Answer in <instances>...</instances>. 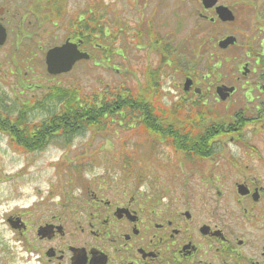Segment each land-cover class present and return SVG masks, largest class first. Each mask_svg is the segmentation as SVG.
Here are the masks:
<instances>
[{"label":"flooded vegetation","instance_id":"obj_1","mask_svg":"<svg viewBox=\"0 0 264 264\" xmlns=\"http://www.w3.org/2000/svg\"><path fill=\"white\" fill-rule=\"evenodd\" d=\"M147 1L140 5L135 0L134 5L123 0L122 4L133 10L138 25L164 22L166 16L158 13L153 19L152 12L143 20ZM225 1L240 4L242 0H219ZM244 2L264 9V0ZM50 6V0H0V24L8 39L15 36L17 50L42 37L54 40L53 46L61 39L74 42L75 17L68 13L60 20L53 14L49 19ZM84 6L86 15L78 22L85 21L86 44L80 48L90 51V2ZM154 7L156 13L159 8ZM152 55L157 64L139 69L147 71L154 87L143 89L147 97H135L132 90L133 97L117 108L129 103L137 124L156 121V131L148 132L151 135L181 137L180 150L167 148L176 159L169 164L172 176L156 179L155 168L137 172L139 168L132 166L123 173L112 170L117 176L106 171L90 178V186L69 202L53 203L55 214L43 212L42 224L34 230L38 264H264V82H252L258 89L256 99L244 87L247 92L239 107L234 86L225 101L228 120L219 122L221 115L212 114L214 107L204 113V106L210 105L211 98L214 105L220 102L216 96L220 84L191 76L186 79L193 82L186 86L173 84L170 67L159 65L161 58ZM245 101L259 104L251 112ZM172 119L179 129H171ZM162 120L165 126L158 124ZM159 169L166 175L167 166ZM50 226L45 237H39L37 230ZM30 231L26 226L19 234Z\"/></svg>","mask_w":264,"mask_h":264},{"label":"rangeland","instance_id":"obj_2","mask_svg":"<svg viewBox=\"0 0 264 264\" xmlns=\"http://www.w3.org/2000/svg\"><path fill=\"white\" fill-rule=\"evenodd\" d=\"M87 1L90 2V8L94 5L99 7L101 4L98 2L102 1V5L109 8L108 18L110 20L117 16L122 18L125 25L121 26L130 34L128 38L126 33L120 31L119 25H116L119 32L114 28V32L120 34L117 36L118 40L111 43L110 49H113V54L111 52L107 54L111 59L110 64L114 67L108 68L109 65L99 61L95 62L96 65L93 62L89 65L87 62L77 65L70 73L53 79L46 72L43 65L44 54L38 48L40 44L51 46L53 42L42 37L24 49L17 50L15 36H11L9 43L0 51V108L12 114L11 117L14 118L25 111L31 123L47 118L53 104L46 96L49 89L56 86L77 89L79 95L85 97L122 88H130L137 92L147 85V71L139 67L157 64L152 55L154 50L148 49L152 43L146 31H149V27L138 25L139 23L134 21L131 14L133 10L124 7L127 3L122 4L123 0H67L69 15L76 17L85 12L84 4ZM132 1L136 5L135 0ZM137 2L143 5L144 0ZM233 5L239 22L236 26L235 23L213 26L204 21L200 17V12L203 11L200 0H148L143 20L151 16V12L153 19L158 17V13H161L162 17L166 16L164 22L163 20L155 22L154 34L167 41L173 57L179 61L175 65L177 72L169 73L173 84L181 82L182 75L184 76L187 71H194L198 78H202L211 66L212 60L205 53L202 55L199 53L197 57L191 53L193 47H196L195 44H201L198 39L204 41L205 50L215 48L217 51L218 41L230 35L235 36L237 44L219 55V58L227 59L228 63H219L221 66L217 72L220 75H217L222 84L231 86L240 82L238 94L235 96L236 106L239 107L246 92L242 86L246 88L247 82L250 84L249 87H252V82H263L260 73L242 78L240 67L244 63H249L252 70L254 66L253 60L258 53L256 50L262 37L257 31L259 28L257 25L264 17V9L251 10L238 7L237 4ZM153 7H158L159 11L156 9L155 13ZM43 16L46 18L48 14L43 12ZM207 16L212 17L210 13ZM141 31H144V34L141 35ZM63 35L64 31L61 29L60 38ZM136 35L140 36L139 45ZM120 48L126 57L121 55L122 53L119 54L120 57L116 55ZM156 53L162 59L161 54L157 51ZM102 54L101 52L97 58H101ZM156 60L158 61L157 57ZM115 68H119L121 72L126 70L127 73L118 72ZM25 71H29L28 76L24 74ZM210 79L213 81L217 78ZM172 93L174 97V92ZM254 96L256 97L257 93ZM209 104L214 107V112L221 115L219 118L222 119L228 114L223 109L225 104L214 105L212 98ZM133 125L129 127L132 129ZM98 131V128L92 127L74 138L73 134L71 142H52L50 146L33 153L24 151L6 135L0 133V264H37L34 257L24 251V243L19 244L18 237L7 225V216L25 214V219L30 222L34 217L37 220L43 216L44 205L59 200L65 204L72 196H77L76 189L83 183L80 179L90 178L93 173L101 174L103 170L106 171L105 169L123 173L130 169L122 168L132 167L134 162L140 163L146 170L155 168L156 179L171 177L173 170L167 168L166 175H163V169L159 168H163L162 165L169 167L176 159L170 150L162 146L159 148L154 144V139L145 136L142 127L115 131L111 125L104 134ZM88 163L95 169L86 171ZM77 166L81 167L83 174L74 173ZM41 223L38 221L34 227ZM30 236L33 237V234Z\"/></svg>","mask_w":264,"mask_h":264},{"label":"trees","instance_id":"obj_3","mask_svg":"<svg viewBox=\"0 0 264 264\" xmlns=\"http://www.w3.org/2000/svg\"><path fill=\"white\" fill-rule=\"evenodd\" d=\"M59 1L61 2L62 0ZM50 10L54 14L56 11L55 6L53 5ZM99 21L97 17L96 20L92 21V32L93 34L103 35L104 28L103 25H100ZM150 35L153 36L152 31ZM99 42L102 43L103 39ZM96 44L99 45L98 42H96ZM197 47L198 51L204 49L200 46ZM103 50L104 49L101 48L97 51L100 52ZM105 53H107V51ZM104 56L107 55L105 54ZM100 57L99 59L101 61L106 60L103 59L102 56ZM46 98L56 102L59 108L49 113L48 118L41 123H30L27 120V112L25 111H22L13 118L11 117L12 114L0 108V132L7 135L17 146L24 150L30 149L37 151L44 148L45 144L53 140H58L59 138H61V140L64 138L70 139L68 138L69 136L79 134L81 131L91 126H99L103 129L102 127L109 123L107 117L110 114L109 107L111 106V102L115 105L114 103L116 101V99H113V96L110 97L113 100L111 101L106 97L100 98L98 95L92 96V99L89 101L86 96L79 95L77 89L56 87L51 90L50 95L48 97L46 96ZM123 108L124 111L128 110L126 112L127 114H134V109H131V106H125ZM114 112L112 111L111 114H114ZM156 124V121L148 120L141 123V125H144L145 128L151 131H156ZM171 140L176 141L177 145L179 144V139L171 138Z\"/></svg>","mask_w":264,"mask_h":264},{"label":"water","instance_id":"obj_4","mask_svg":"<svg viewBox=\"0 0 264 264\" xmlns=\"http://www.w3.org/2000/svg\"><path fill=\"white\" fill-rule=\"evenodd\" d=\"M203 5L206 9L213 8L217 4V0H202ZM217 13L223 21H233L234 16L232 12L223 7L217 8ZM6 33L0 28V46L5 43ZM235 39L232 37L220 42L221 48H227L229 45L234 44ZM88 58L85 54H80L77 47L72 44H66L62 48H56L50 51L47 55L46 63L48 67V72L50 74H60L69 72L74 64L80 59Z\"/></svg>","mask_w":264,"mask_h":264}]
</instances>
